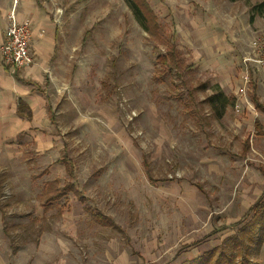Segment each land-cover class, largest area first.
I'll list each match as a JSON object with an SVG mask.
<instances>
[{"label": "rangeland", "instance_id": "rangeland-1", "mask_svg": "<svg viewBox=\"0 0 264 264\" xmlns=\"http://www.w3.org/2000/svg\"><path fill=\"white\" fill-rule=\"evenodd\" d=\"M260 2L148 0L155 33L127 0H39L52 22L45 33L59 37L47 81L26 94L44 97L34 119L0 124V264H101L110 249L101 238L123 244L131 264H180L235 232L231 222L264 192V112L251 99L264 102V72L245 59L264 34L252 15ZM175 47L170 70L158 55ZM66 152L88 203L113 215L131 244L71 192L44 210L48 181L73 180L57 161ZM146 156L163 185L146 175ZM248 253L264 264V242Z\"/></svg>", "mask_w": 264, "mask_h": 264}, {"label": "crops", "instance_id": "crops-1", "mask_svg": "<svg viewBox=\"0 0 264 264\" xmlns=\"http://www.w3.org/2000/svg\"><path fill=\"white\" fill-rule=\"evenodd\" d=\"M260 1L262 2V0H260ZM261 2L258 4V7L256 8V10H257L256 13L252 14L254 16L253 20L255 22V26H256L255 30H256L257 35L260 34L261 32L263 33V31H264V16L260 15V14H262V15L264 14V10H263L264 6L261 5ZM12 6H13V0H0V46L4 42V39H5L4 38L5 30L9 24L8 23V15L11 11ZM16 9H17V18H19L20 20L29 19L30 22L32 23L33 42H32L30 50L34 55L35 60H34L33 64L25 65V66L21 67L20 69H18L19 72L22 71L23 74H16L14 76L12 74L10 75V73L8 72L12 67H9L8 65L3 64V62L1 61V58H0V124H7V123L13 122L17 119L21 120V118L25 119L26 121H29V122L34 119V116H35L37 110H35L32 103H35V101L43 102L44 97H42L41 95H36V94H33V96L26 95V94H29L28 92L31 91V89H32L30 87L31 85L40 88L41 85H43L47 81V76L49 75L47 73L48 72L47 60H48V55H49L48 45L51 43L50 40L52 39V37H53V41H54V38L57 40L59 37L57 32H55L54 34L51 32H47V34L45 33L46 32L45 26H47V25L52 26V22L50 21L48 14H45L44 8L41 7L39 0H18ZM256 37L252 38L251 42L253 40H255ZM251 42H250V44H251ZM252 50H254V46H253ZM257 69L264 72V70H262L261 68H257ZM244 75L245 74L243 73V76ZM221 95H222V98L226 97L225 93L221 92ZM244 97L247 101L248 100L247 95H245ZM21 99H24L28 103V105L30 106V109L32 110V116L31 117H28V116L23 115V114H19L17 108H18V103ZM251 99H252V102L255 103L256 108L258 110H260L261 112L262 111L264 112V102H262L260 100V98L257 96V94L255 92H253ZM258 104L263 105V108H260L258 106ZM48 109H50V108H48ZM8 116L11 117L12 120L6 119ZM51 121H53V122L55 121L54 114L51 116ZM64 150H66V147ZM66 156L70 157L72 160V165L74 166V176L69 175L67 167H66L65 163L63 162V159ZM146 159H147V156L144 158V163H145ZM57 161L64 165L67 174L71 178H73V180H69L68 182L74 183L75 187L80 191V194L84 196V200L81 199L80 196L74 191H67V193L64 194L63 197L67 196L69 194V192H71L73 195H75V197L79 201L82 210H84V212H86L89 215L90 219L95 224H97V225L99 224L100 226H103V227H105L111 231L112 230L115 231L116 233L119 234L120 237H122L124 239L126 244H131V237H130L128 231H126V229L120 223L117 222V220L114 218L113 215L108 214L107 212H105L103 209H101L99 207L96 208V207H93L91 204H89L88 203V201H89L88 196L83 192V190L80 189V187H78L75 184L74 180L76 177V166L74 163V159L69 155V153L68 152L64 153L62 157L57 159ZM147 161H148V159H147ZM149 164H150V162H149ZM150 168H151V164H150ZM145 171H146V169H145ZM151 171H152V168H151ZM0 174H1V172H0ZM146 175H147V172H146ZM53 180L56 182V184H59L57 179L53 178V179L48 181V186H49V183ZM163 182H164L163 180L158 179L159 184L158 185H156L155 183H153V184H155L156 186H161V185H163ZM200 184L198 183L197 186H199L201 188ZM59 185H61V184H59ZM65 185H67V184H65ZM65 185L62 184V186H65ZM44 195H45V192L43 193V196ZM252 203H254V202H251L248 205V208L253 205ZM53 204H54V202H53ZM53 204L50 207L45 208V202H44L43 203L44 210L45 211L51 210L53 208ZM87 206L91 207V209H93V210L100 209L106 215L113 218L114 221L122 228L124 233L117 230L113 226L111 227V226L106 225L104 223H100L98 221L96 222L92 218V215L90 214V212L86 209ZM2 213H3L2 214V220H3V219H5L4 218L5 214H4V212H2ZM241 216L239 218H237L234 222H231V224L239 221ZM231 224H230V226H231ZM225 227H227V225L224 226L223 228H225ZM218 230H219V228H215L208 235H213L214 232H217ZM4 231H5V227H4ZM5 233L10 238L12 250L18 251L20 248V245L17 243V241H15V239H13L12 235L9 236L6 231H5ZM12 240L15 242L16 249L13 248ZM99 241L103 247H106V248L110 247V249H108L106 251H104V250L101 251L102 252L101 264H131V255H130L129 251L127 252V250H123L124 249L123 244L120 243V246L118 248H115L114 247L115 244L112 242H109L107 239L101 238V239H99ZM93 242L94 241H91L92 244H93ZM196 244H197V241H195V240L191 241L189 243H186V245H188V246H195ZM129 247L131 248V246H129ZM184 261H186V260H184ZM85 263L86 262L84 261L83 264H85ZM88 264H92V262L88 263Z\"/></svg>", "mask_w": 264, "mask_h": 264}, {"label": "trees", "instance_id": "trees-1", "mask_svg": "<svg viewBox=\"0 0 264 264\" xmlns=\"http://www.w3.org/2000/svg\"><path fill=\"white\" fill-rule=\"evenodd\" d=\"M127 2L131 6L136 18L141 22L146 31L152 29L155 33H157L158 28L159 33V20L147 0H127ZM261 5L264 6V0H262ZM158 58H160V62L166 64L170 70L177 69L179 67V58L177 56L176 47L175 51L171 50L161 53L158 55ZM258 106L263 108V105L261 104H258ZM17 110L19 114H23L28 117L32 116V110L24 99L19 101ZM63 162L67 167L69 175L74 176V166L72 165L71 158L66 156L63 159ZM145 164L149 179L152 183L158 185V180L153 177L150 164L147 159L145 160ZM2 182L3 177L0 174V185L3 184ZM67 191L76 192L80 198L84 200V196L80 194V191L75 187L73 182H68L67 185L60 186L53 180L49 183L48 190L45 192V208L50 207L56 199L62 198ZM252 204L253 205L242 214L239 221L231 224V226H238L234 233L230 234L211 250L200 255V257L186 259V261H183L180 264H256V262L250 259L248 250L250 245H256L258 243L262 244L264 242V192L256 198ZM86 209L90 212L92 218L96 222L98 221L111 227L113 226L117 230L124 233L122 228L114 221V219L106 215L102 210H93L89 206H87ZM12 244L13 248L16 249L15 242L13 240Z\"/></svg>", "mask_w": 264, "mask_h": 264}, {"label": "built area", "instance_id": "built-area-1", "mask_svg": "<svg viewBox=\"0 0 264 264\" xmlns=\"http://www.w3.org/2000/svg\"><path fill=\"white\" fill-rule=\"evenodd\" d=\"M17 2L18 0H13V6L8 15L9 24L5 30V39L0 46L1 61L13 69L31 65L35 60L30 50L33 42L32 23L29 19L20 20L17 18ZM254 44L252 54L246 56L245 59L254 61L257 68L264 70V34ZM247 77L248 75H245V78Z\"/></svg>", "mask_w": 264, "mask_h": 264}]
</instances>
